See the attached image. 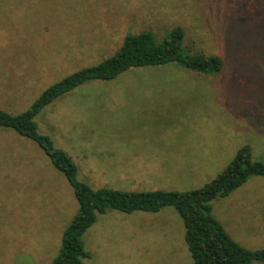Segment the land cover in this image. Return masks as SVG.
I'll use <instances>...</instances> for the list:
<instances>
[{
    "label": "rangeland",
    "instance_id": "1",
    "mask_svg": "<svg viewBox=\"0 0 264 264\" xmlns=\"http://www.w3.org/2000/svg\"><path fill=\"white\" fill-rule=\"evenodd\" d=\"M175 27L183 55L217 57L222 70L133 68L85 83L39 113L38 132L94 190H197L244 146L264 163V0H0V109L21 114L53 84L111 57L125 36L150 32L161 43ZM119 148L176 153L159 155L163 169L121 170L110 154ZM211 207L235 242L264 250V178ZM77 211L37 145L0 127V264H52ZM184 231L173 208L109 211L83 235L82 263L192 264Z\"/></svg>",
    "mask_w": 264,
    "mask_h": 264
},
{
    "label": "trees",
    "instance_id": "2",
    "mask_svg": "<svg viewBox=\"0 0 264 264\" xmlns=\"http://www.w3.org/2000/svg\"><path fill=\"white\" fill-rule=\"evenodd\" d=\"M184 31L173 28L161 43L150 32L127 35L114 54L95 66L77 71L47 88L23 113L12 115L0 109V127L26 138L50 160L72 188L78 211L62 234L61 248L52 264H83L89 258L84 250L83 235L95 224L98 215L109 211L159 213L173 208L184 225V241L192 264L264 263V250L250 251L235 242L212 215L211 202L229 197L250 178H264V163L254 161L250 147L240 148L232 161L211 182L184 192L119 191L109 188L94 190L77 180V167L72 159L54 146L53 141L38 132L35 122L39 113L55 100L88 82L112 81L133 68L177 65L195 74L215 75L222 70L219 58L203 54L183 55Z\"/></svg>",
    "mask_w": 264,
    "mask_h": 264
},
{
    "label": "crops",
    "instance_id": "3",
    "mask_svg": "<svg viewBox=\"0 0 264 264\" xmlns=\"http://www.w3.org/2000/svg\"><path fill=\"white\" fill-rule=\"evenodd\" d=\"M149 114L158 113L156 109H148ZM176 151L173 149L169 152H160L153 148H143L137 149L136 151H131L128 148H119L117 151H112L110 154L115 155L114 160L120 165L124 170H153L165 167L167 163L166 157H160L159 155L175 154ZM158 167V168H155Z\"/></svg>",
    "mask_w": 264,
    "mask_h": 264
}]
</instances>
